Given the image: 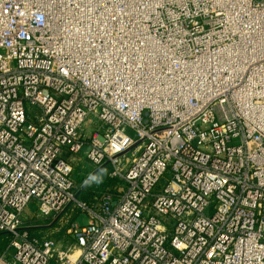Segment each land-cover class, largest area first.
<instances>
[{
    "label": "built area",
    "instance_id": "1",
    "mask_svg": "<svg viewBox=\"0 0 264 264\" xmlns=\"http://www.w3.org/2000/svg\"><path fill=\"white\" fill-rule=\"evenodd\" d=\"M0 236V264H264V0H0Z\"/></svg>",
    "mask_w": 264,
    "mask_h": 264
},
{
    "label": "rangeland",
    "instance_id": "2",
    "mask_svg": "<svg viewBox=\"0 0 264 264\" xmlns=\"http://www.w3.org/2000/svg\"><path fill=\"white\" fill-rule=\"evenodd\" d=\"M92 120L93 117L91 116V118H89L86 122L85 125V134L87 136H90L93 134V131L95 129L98 128V125H93L92 124ZM96 122V121H95ZM63 157L66 159H70L72 160V166H73V173H72V178L75 182V185L77 188H81L82 190L85 189V186L87 184H90V187L94 186L97 184L98 179L96 178V176H93V172L97 170V168H95L94 165H92L89 160L85 157V155L83 154H73V153H69L67 151L63 152ZM92 189L88 188L86 191L87 192H92ZM89 195V194H88ZM37 212V207L34 203H31L27 208H26V216L29 218H34ZM87 214L85 212H82L80 214V217L78 218L79 221L83 222V220L85 222H87ZM64 236V234H63ZM68 241V237L67 239L63 240L60 239V245L61 247H65L66 245H68L67 242ZM80 252L77 251L76 255L78 256Z\"/></svg>",
    "mask_w": 264,
    "mask_h": 264
},
{
    "label": "trees",
    "instance_id": "3",
    "mask_svg": "<svg viewBox=\"0 0 264 264\" xmlns=\"http://www.w3.org/2000/svg\"><path fill=\"white\" fill-rule=\"evenodd\" d=\"M101 170L96 174V178L98 179L97 184L92 187H90V184H87L85 186V189L82 190V193H80V197L84 199L85 201L89 203H96L97 200H95V196H97L98 191H105V192H111L113 193L115 191V187L117 185V180L110 177L111 172V166L106 165L100 168ZM90 188L92 189V192H87L86 190ZM89 194V195H88ZM33 234H36L38 232V229H32L31 230ZM7 241H2L0 244V249L6 245ZM0 250V251H1Z\"/></svg>",
    "mask_w": 264,
    "mask_h": 264
},
{
    "label": "bare ground",
    "instance_id": "4",
    "mask_svg": "<svg viewBox=\"0 0 264 264\" xmlns=\"http://www.w3.org/2000/svg\"><path fill=\"white\" fill-rule=\"evenodd\" d=\"M57 3H59V0H57ZM45 5L50 9V11H52V7H51L52 4L45 2ZM66 18H65V20H66ZM69 19H72V21H70L68 24H67V22H65V23L62 22V24L65 25L66 27L72 26L73 28L76 29V30H72V31H80L81 29H83V26H82L83 23H81V17L79 15L77 18H75V15H74V16L69 17ZM62 29H64V28L62 27ZM80 33L81 34L78 35L75 40L86 43L90 39V35L85 34V33L82 34L83 32H80ZM76 257H77V255L74 254L72 258L75 259Z\"/></svg>",
    "mask_w": 264,
    "mask_h": 264
},
{
    "label": "crops",
    "instance_id": "5",
    "mask_svg": "<svg viewBox=\"0 0 264 264\" xmlns=\"http://www.w3.org/2000/svg\"><path fill=\"white\" fill-rule=\"evenodd\" d=\"M70 162H71V164H72V160H70V159H68ZM101 169L100 168H98L96 171H94L93 172V176H96V174L100 171ZM77 188V187H76ZM78 189V191H80L81 193H82V187L81 188H77ZM99 192V191H98ZM44 231H45V233L47 232L48 234H52L53 236H55V237H57V239H59V241H60V239H63V240H65V239H67V237H68V241L67 242H69V243H67L68 245H70V244H72L73 243V239L70 237V235L69 234H67V232H66V230L64 229V228H59V227H57V226H54V227H52V228H46V229H44ZM63 234H64V236H63ZM2 237L0 236V239H1ZM68 245H66V246H68ZM1 250V249H0ZM79 255V254H78Z\"/></svg>",
    "mask_w": 264,
    "mask_h": 264
}]
</instances>
